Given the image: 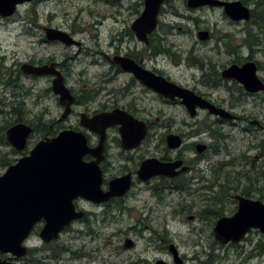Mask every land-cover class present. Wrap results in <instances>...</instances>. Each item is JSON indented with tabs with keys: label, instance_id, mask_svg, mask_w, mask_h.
<instances>
[{
	"label": "rangeland",
	"instance_id": "374dc122",
	"mask_svg": "<svg viewBox=\"0 0 264 264\" xmlns=\"http://www.w3.org/2000/svg\"><path fill=\"white\" fill-rule=\"evenodd\" d=\"M223 1H241L250 11L254 9L252 0ZM142 9L143 0H121L120 8L104 0H48L41 4L23 3L17 7L11 18H0V64L11 68V73H17V65L26 62L30 57L38 60L53 56L62 60L68 53L75 52L74 49L59 45L38 44L36 37H31L23 31L28 28L26 24L29 22H43L47 13L56 12L57 24L65 28L67 24H73L85 29V32L78 36L84 52L69 62V65L73 66V76L67 78V84L76 94L91 92L94 101L89 106L92 109L116 106V103L119 106L136 105L142 108L145 114H136L138 117L147 118L146 114H149L150 118L160 125L156 138L147 146L148 153L155 157L164 153L165 143L162 142V135L171 129L184 135V147L180 152L186 158L192 155L186 148L191 143H212L216 146L218 153L211 149L198 164L205 179H212L209 174L211 168L233 162L225 167L227 174L230 177L237 176L240 185L246 186V180L241 178V174L252 172V165L257 172L264 173V91L246 95L237 90L233 81H224L220 73L232 62L249 58L256 64L257 76L264 82V23L259 24L260 29L250 20L232 22L219 8H187L186 0H168L162 5L153 40L159 38L162 46L168 48L172 56L159 55L155 65L175 83L229 111L238 119L226 121L211 116L206 111H199L195 118H190L180 104L165 105L152 99L150 95L139 92L135 93V97L139 98L136 103H132L131 95L120 97L119 92L127 76L110 78L105 75L108 66L100 51L103 54L113 51L107 47L111 38L115 46L122 45V51L126 50V45L131 50L134 45L142 47L129 32L130 25L139 17ZM200 31H207L209 39L198 40L197 34ZM248 31L254 41L258 40V46L256 42L250 48L243 45ZM118 32L121 33L119 37L116 36ZM219 79L225 82L223 86L219 84ZM8 80L12 81L14 88L5 86ZM48 87V79L33 80L24 76L2 78L0 127L11 125L17 120L12 111L16 102L23 104L24 111L19 108L18 117L24 123L38 124V118L53 119L59 113V106L52 91L48 89L45 92ZM114 90L115 97L110 100L108 93ZM75 111L78 113L81 110L76 108ZM77 113L70 117V123L75 122ZM217 119L220 121L217 122ZM254 121L263 127L253 125ZM164 124H167V127H162ZM63 126L68 127L67 124ZM209 128L218 129L225 137L221 140L211 139L206 132ZM58 130L59 128L56 132ZM40 136L42 133L35 134L30 140L36 143ZM33 145L29 147L32 148ZM9 152L5 144H0V154ZM115 152L113 148L110 150L111 154ZM178 153L179 150L170 152L172 155ZM1 157L0 155V159ZM20 157L23 155L16 154L10 159L16 161ZM4 171V168H0V175ZM197 182L199 184L192 186V192L198 191V194L205 195L203 198L193 199L194 196H189L188 191L183 194L166 193L161 203L160 200L150 198L144 191H134L136 195L127 200L131 210L120 215L114 212L116 219L105 228L96 229L97 225L94 224L91 226L94 233L90 234L88 228L75 224L70 231L63 232L59 239L52 243L53 249L59 253L56 258L51 257L49 250H42L43 243L38 237V231H34L28 246L36 251L25 258L34 262L44 261L47 264H135L140 257L145 259L143 264H153L157 258L171 263L166 247L168 243H172L181 254L198 259H192L186 264H264V237L258 230H250L239 243L223 245L214 239L212 229L216 220L221 216L232 215L237 204L230 197L219 204L210 202V197H213L217 190L201 191L198 189L200 184L206 183ZM255 186L258 187L254 189H260V192L253 191L249 198L264 203V182ZM238 191H242V188ZM183 204H187L189 211H179L182 210L179 206ZM206 208L216 210L220 215L200 216ZM191 215L194 219L189 221L188 216ZM129 227H132L133 231H130ZM150 227L161 237L165 235L166 230L167 239L170 241L166 244L159 242V239L154 238ZM81 230L83 233H79ZM126 238L134 242L133 249L121 248ZM155 244L160 246V249L156 248ZM62 248L65 250L60 252Z\"/></svg>",
	"mask_w": 264,
	"mask_h": 264
},
{
	"label": "water",
	"instance_id": "95a60500",
	"mask_svg": "<svg viewBox=\"0 0 264 264\" xmlns=\"http://www.w3.org/2000/svg\"><path fill=\"white\" fill-rule=\"evenodd\" d=\"M30 0H0V17H11L17 5ZM164 0H144V9L140 17L132 24L131 30L139 41L147 42V34L153 31L157 24V15ZM188 8L216 6L224 9V14L233 21H247L250 11L241 1L225 2L220 0H186ZM198 39L208 38L206 31L199 32ZM122 67L134 74L144 85L169 100L180 99L190 117L196 116L197 109L207 110L209 114L223 120L235 118L229 111L217 107L196 95L193 91L179 87L135 65L129 59H122ZM22 71L28 74L40 75L41 68L27 65ZM226 80L239 82L249 93L264 91V83L257 76L255 63L246 62L241 66L230 65L221 72ZM53 89L60 99L69 98L68 90L61 80H54ZM70 99V98H69ZM66 110L64 116L68 112ZM119 124L122 147L129 150L136 147L145 134L141 122H137L127 112L119 110L111 113H101L92 119L83 117L82 126L94 130L99 125L101 132L112 125ZM258 124L257 121L252 122ZM31 129L18 123L7 131V141L16 150H22ZM103 134H101V139ZM182 140L177 135L167 137L168 149H178ZM197 152L202 153L206 147L198 144ZM98 152V153H97ZM96 153V154H95ZM100 152L87 145L85 135L80 132L65 130L53 138L39 141L29 155L18 159L0 176V252L10 253L15 258L23 257L27 247L23 242L32 232L34 226L43 221L38 237L45 243L58 238L59 233L69 226L72 221L82 216L76 212L73 201L80 197L94 203L107 201L109 198L122 195L129 187V182L118 179L110 184L109 191L103 193L99 182L97 163L83 160L87 154L97 156ZM182 164L180 160L173 163L160 162L156 159L145 160L139 170L141 179L153 176L172 177L174 169ZM183 168L182 171H184ZM125 185V186H124ZM237 199V209L231 216L219 218L212 229L214 239L220 244L239 243L252 229L258 230L264 237V203L240 196ZM189 220L192 217H188ZM126 247L130 246L127 241ZM264 249V240L262 242ZM177 261V251L174 245L169 246ZM0 264H3L0 262ZM19 264H38L23 262ZM156 264H166L159 260Z\"/></svg>",
	"mask_w": 264,
	"mask_h": 264
},
{
	"label": "flooded vegetation",
	"instance_id": "af4514ba",
	"mask_svg": "<svg viewBox=\"0 0 264 264\" xmlns=\"http://www.w3.org/2000/svg\"><path fill=\"white\" fill-rule=\"evenodd\" d=\"M48 0H30L26 1L25 3H33V4H41L45 3ZM106 3L114 4L117 7H121V0H104ZM168 0H164L162 4L165 2L167 3ZM223 1V0H221ZM162 7V5H161ZM161 7L159 9L158 15H157V24L153 31L147 34V42L139 41L137 37L135 36V33L131 30L132 24L140 17L143 9H144V0H143V9L139 15V17L134 20V22L130 25V34L135 37V39L138 41L139 45L142 47H138L137 45H134L133 50H131L128 45L125 47V51H122V45H114L113 44V38L110 39V42L107 44V47L109 49H113L112 52H109L107 54H103L102 51L100 53L103 55V59H105V62L108 66V71L105 72V75H107L110 78H118L121 75L127 76V80L123 81L121 91L119 92L120 97H126L128 95H131L132 103H136L139 98L135 97V93L139 92L144 95H150L152 99L158 100L162 102L165 105H181L180 99L175 100H169L162 95L156 93L151 88L144 85L139 79H137L134 74L130 71L125 70L122 67V59H129L132 61L135 65L140 67L141 69L148 71L156 76H160L164 78L166 81L175 83L170 79L169 76H167L163 71L159 70L157 66L155 65L157 57L159 55H168L172 56L170 53V50L168 48H164L162 46V41L157 38L156 41L153 40L155 36V31L158 27V16L161 11ZM222 10L224 13V9L221 7H217ZM225 15V14H224ZM253 11H250V17L249 20L253 24H261L264 23V13L259 16L258 18H253ZM57 18L58 14L56 12H49L44 16L43 22H33L28 23V28L23 29L29 36L36 37V43L42 44V45H59L63 46L65 48H71L74 49L75 52L68 53L65 57H63L62 60H57L53 56H48L45 58H40L38 60L34 59L33 57L28 58L26 62H21L17 65L18 70L17 73H11L9 70L11 68H7L4 66L3 63L0 64V83L2 82V78L5 76L11 78V77H20L24 76L26 78H30L33 80L37 79H48L49 80V87L45 89V92L50 89L52 93L57 98V104L59 106V113L54 116L53 119L47 120V119H37L38 124H33V122L24 123L18 120H15V122L11 125H4L0 127V144H5L7 148L9 149L8 154H0L1 156H6L7 158H13L14 155L20 154L24 156H27L30 153V150L34 147L36 143H38L41 140H44L45 138H53L57 136L60 132L65 130H72L76 132L83 133L85 135V138L87 140V145L91 149L97 150L100 153L95 156L94 154H87L83 157V160L85 162L89 163H97V168L99 172V177H95L94 182H99L100 190L103 193H106L109 191L110 184L118 179L123 180V182H129V187L120 196H116L113 198H109L107 201L101 202V203H94L89 200H86L84 198H76L73 203L75 206V209L77 212H81L82 216L72 222V224L68 227H66L62 232H68L72 229V227L75 224H79L81 227L88 228L89 233L93 234L94 232L91 230V226L96 224V229L98 228H105L108 224H110L112 221H114L117 217V215L123 214L124 211H130L131 208L127 205V200L130 198V196H135L136 191L137 192H146L147 195L150 198H154L157 201L160 200L162 203L163 195L166 193L173 194L175 192L178 193H186L188 191L189 196H194L193 199L196 198H203L205 195L198 194V191L192 192V186L199 184V182H205L206 185H201L198 188L199 190H217L216 194L213 197H210V202L214 204L222 203L224 200H227V198H231L234 201L237 199L236 196H240L243 198L250 199V195L253 193V191H257V189H254L256 187V184L249 183L253 179V176H248L247 173H242L241 178L246 180V183L241 186L240 182L238 181V177H230L225 168V164H219L218 167L211 168L209 171L210 176L212 177L211 180L205 179L203 176V171L199 170L198 164L205 158V155L210 152L211 149L215 150V152L218 153V149L215 145L212 143L204 144L201 142H194L189 144L186 148H188L189 152H192V155L189 158H186L184 155L181 154V149H183V138L184 135L182 133H176L174 131H171V129L164 133L162 135V142L165 143V151L160 157H155L154 155H151L148 153L147 146L150 142L154 141V138L157 136V131L160 127L155 121H153L149 114H146L147 118L144 117H138L136 114H145V110H143L140 107L132 106V105H122L119 106L118 103H116V106H101L99 109L95 108L92 109L89 104H91L94 100L93 94L89 91H84L83 94H76L72 87H68L67 84V78L73 76V66L69 65L70 61H73V59L78 55L84 52L83 45L81 40L78 38V36L82 35L85 32V29L73 26V24H67V27H63L61 24H57ZM230 21H232L230 19ZM234 22V21H232ZM36 31H38L36 33ZM207 32V31H206ZM208 38L209 39V33ZM198 35V34H197ZM116 36H121V33L118 32ZM120 41V39H117ZM203 40V41H206ZM155 42V43H154ZM158 43H160V47H158ZM163 50L162 52H157L158 49ZM164 50H169V52H165ZM148 51V52H147ZM95 53V52H93ZM2 59V58H0ZM172 60V59H171ZM155 62V63H154ZM246 62H253L249 58L246 59H240L237 61L232 62L230 65H237L241 66ZM254 63V62H253ZM27 65L34 68H41L42 73L40 75L35 74H28L22 71V66ZM194 65V64H193ZM256 65V64H255ZM227 66V67H228ZM227 67L223 68L226 69ZM257 67V66H256ZM221 71V72H222ZM258 71V69H257ZM3 72V73H2ZM221 77V73H220ZM222 78V77H221ZM54 80H61L62 85L68 90L70 98H64L60 99V96L55 93L53 89V82ZM229 81V80H224ZM237 90L240 92H244L246 95H254L256 93H249L244 91L242 86L234 81ZM263 81V80H262ZM219 84L223 86L225 82L221 81L219 79ZM177 86L182 87L181 85L175 83ZM184 88V87H182ZM187 89V88H185ZM94 92V91H93ZM115 90L110 91L108 93V97L110 100H113L112 97H115ZM66 105L68 107V112L65 114ZM80 109V112H76L75 109ZM185 109V108H184ZM119 110L121 112H127L129 115H131L137 122H141L143 124V127L145 128V134L142 140L138 143L136 147H133L129 150H126L122 147V139L120 136V125L115 124L110 127L105 128L102 132L100 131L101 128L99 125H94V130H90L84 126H82L81 121H83V117L86 119H92L94 116H97L101 113H111L112 111ZM24 111V109H23ZM186 111V110H185ZM75 113L76 114V120L74 123H70L69 119L72 117ZM187 113V112H186ZM207 113V112H206ZM188 114V113H187ZM189 116V114H188ZM190 117V116H189ZM236 117V116H235ZM191 118V117H190ZM235 119H238L237 117ZM220 121L217 119V122ZM23 123L30 127L31 132L29 136L26 139L25 146L22 150H16L11 144L7 141V131L10 127H12L15 124ZM67 124L68 127H64L63 125ZM185 124V123H184ZM257 127L262 128L263 126L261 124H255ZM162 127H167V124H164ZM59 128V130L56 132V129ZM213 130H216L218 133V129L209 128L206 132L208 133L209 137L212 139L214 136ZM39 140L36 143H33L30 139L35 134H41ZM101 134H103V138L101 139ZM223 138L225 137L222 133H220ZM3 135V138H1ZM169 135H177L181 138L182 144L178 149H168L167 147V137ZM217 140V139H216ZM34 144V145H33ZM201 144L206 147V149L202 153L197 152V145ZM29 145H33L32 148L29 147ZM116 150V154H111V149ZM156 149L158 150V147L156 146ZM179 150V153L176 155L170 154V152L175 153V151ZM217 150V151H216ZM27 153V154H26ZM98 153V152H97ZM96 154V153H95ZM21 158V157H20ZM148 159H156L160 162L165 163H173L177 160H180L182 164L174 169V175L172 177H165V176H153L149 179L143 180L139 176V170L141 168L142 163L145 160ZM232 164L233 162H228ZM5 168L6 167H0ZM183 168H185L184 171ZM3 174V173H2ZM198 175V176H197ZM248 176V177H247ZM207 181V182H206ZM241 181V180H240ZM262 181H258L257 184H260ZM254 185V186H253ZM125 186V185H124ZM242 188V191H238V189ZM190 189V190H189ZM229 189V191H227ZM135 191V192H134ZM239 192V193H238ZM261 201V200H260ZM147 203V201H145ZM179 204V203H178ZM180 205V204H179ZM182 208V210L179 211H189L187 204H183L182 206H179ZM117 210V211H115ZM114 212H117V215L114 214ZM191 220L194 219V216ZM189 220V221H191ZM140 224L143 225L142 222L139 221ZM151 228V227H150ZM130 231H133L132 227H129ZM154 238L156 237L159 239V242L166 244L167 239V232L164 231V236L161 237L157 232H155L152 228ZM138 232V231H135ZM79 233H83V231H79ZM60 234V235H61ZM152 238V239H154ZM164 238V239H163ZM58 240V239H57ZM56 240V241H57ZM129 241L130 246L126 247V243ZM170 241V240H169ZM168 241V242H169ZM55 242V241H54ZM157 242V241H155ZM52 243H43L42 250H49L51 253L52 258H56L59 253L53 251H56L53 249ZM172 244V243H171ZM168 243L166 247L167 254L170 256L171 263L166 262L164 259L157 258L154 260L153 264H156L159 260L164 261L166 264H177L175 262V257L173 256V253L169 251V246L171 245ZM174 245V244H173ZM156 248L160 249V246L155 244ZM175 246V245H174ZM121 248L124 250L127 249H133L134 248V242L126 238L123 241V244ZM65 249H60V252H62ZM175 250L177 251V261L179 264H186V262L195 259L198 260L196 257L188 258L186 255L181 254L178 250V248L175 246ZM35 252V249L28 248V254H32V252ZM0 262L3 264H16V263H22V262H29V263H39V264H47L44 261H31L27 260V258H15L11 254H1L0 253ZM135 264H143L145 263V259L143 257L138 258L135 262ZM205 264V262H204Z\"/></svg>",
	"mask_w": 264,
	"mask_h": 264
},
{
	"label": "trees",
	"instance_id": "16d2710c",
	"mask_svg": "<svg viewBox=\"0 0 264 264\" xmlns=\"http://www.w3.org/2000/svg\"><path fill=\"white\" fill-rule=\"evenodd\" d=\"M252 2H253V5H254V9L252 10L253 11V17L258 18L259 16H261L264 13V0H252ZM257 25L261 29V26L259 25V23L255 24V26H257ZM255 38H256V36H255ZM255 42H256V45L258 46L259 45L258 40L256 39L254 41V39L252 38L251 32L248 31L245 34V38L243 39V45L245 47L250 48L253 45V43H255ZM158 47H160V43H158ZM162 51L163 50H161L159 48L157 52H162ZM164 51L165 52H169V50H164ZM199 65L201 66V64H199ZM5 86H7V87L11 86L12 88H14L13 83H12L11 80H8L6 82ZM20 107H21V102H16V106L12 108L14 116L17 117L18 121H21V118L18 117L19 108ZM212 135L214 136L213 138H215V139H219V140L223 139V136L220 133H218L216 130H213V134ZM1 138H3V135H2ZM12 161H13L12 159L7 158L6 156H2L1 159H0V167H5L7 164H9ZM229 165H230V163L225 164V166H229ZM252 170H253L252 172H250V173L248 172L247 173L248 176L253 175V179L251 181H249V183L257 184L258 181H261V180L263 181L264 180V173L263 172H261V171L257 172V169H254V165H252ZM256 187H258V186H256ZM227 191H229V189ZM257 192H260V189H257ZM219 215H220V212H217L216 210H211L209 208H206V209L202 210V213L200 214V216H202V217H206V216L207 217H209V216L216 217V216H219Z\"/></svg>",
	"mask_w": 264,
	"mask_h": 264
}]
</instances>
